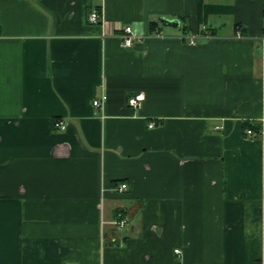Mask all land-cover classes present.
Segmentation results:
<instances>
[{
  "label": "crops",
  "instance_id": "crops-1",
  "mask_svg": "<svg viewBox=\"0 0 264 264\" xmlns=\"http://www.w3.org/2000/svg\"><path fill=\"white\" fill-rule=\"evenodd\" d=\"M263 9L0 0V264H264Z\"/></svg>",
  "mask_w": 264,
  "mask_h": 264
},
{
  "label": "built area",
  "instance_id": "built-area-1",
  "mask_svg": "<svg viewBox=\"0 0 264 264\" xmlns=\"http://www.w3.org/2000/svg\"><path fill=\"white\" fill-rule=\"evenodd\" d=\"M87 21L90 24H98L102 21V12L100 7H92L89 9L87 14ZM263 21H264V9H263ZM203 31L205 36L212 35L209 31L205 29L203 26ZM156 36L160 35L159 31H156L154 33ZM119 38L121 39L122 46L124 47H131L134 45L135 42L142 39V36L136 32L130 25H125L122 27L121 32L118 34ZM235 36L237 38H240L242 36V33L240 31H237ZM259 39L262 44H264V26L263 30L259 36ZM188 41L193 43L195 41V37L190 36L188 37ZM143 99V95L141 92L134 93L128 96L127 98V104L132 108H138L141 104V101ZM99 103L97 100H93V105L97 106ZM53 126L57 130H64L66 128V122L62 119H56L53 123ZM152 126V123L150 124ZM246 134L248 136H255L257 132L251 129L246 130ZM118 191H124L127 188V185L125 183H120L116 186ZM113 225L116 229L123 228L127 223V218L125 216V213L121 209H117L114 212ZM175 253H180L179 248L174 249Z\"/></svg>",
  "mask_w": 264,
  "mask_h": 264
},
{
  "label": "trees",
  "instance_id": "trees-1",
  "mask_svg": "<svg viewBox=\"0 0 264 264\" xmlns=\"http://www.w3.org/2000/svg\"><path fill=\"white\" fill-rule=\"evenodd\" d=\"M187 26H185V28H186ZM203 31V30H202ZM212 33V32H211ZM203 34H204V31H203ZM249 128H251V129H257L254 125L252 126V124L251 123H249V122H247V121H245L244 122V124H243V130L245 131V134H246V130L247 129H249ZM258 130V129H257ZM255 132H257L256 130H255Z\"/></svg>",
  "mask_w": 264,
  "mask_h": 264
},
{
  "label": "water",
  "instance_id": "water-1",
  "mask_svg": "<svg viewBox=\"0 0 264 264\" xmlns=\"http://www.w3.org/2000/svg\"><path fill=\"white\" fill-rule=\"evenodd\" d=\"M166 21V20H165Z\"/></svg>",
  "mask_w": 264,
  "mask_h": 264
}]
</instances>
